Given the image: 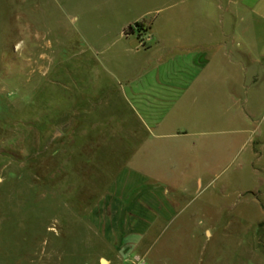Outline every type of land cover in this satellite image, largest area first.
<instances>
[{
  "label": "rangeland",
  "instance_id": "rangeland-1",
  "mask_svg": "<svg viewBox=\"0 0 264 264\" xmlns=\"http://www.w3.org/2000/svg\"><path fill=\"white\" fill-rule=\"evenodd\" d=\"M68 1L0 0V264H264V107L220 81L149 136Z\"/></svg>",
  "mask_w": 264,
  "mask_h": 264
},
{
  "label": "crops",
  "instance_id": "crops-1",
  "mask_svg": "<svg viewBox=\"0 0 264 264\" xmlns=\"http://www.w3.org/2000/svg\"><path fill=\"white\" fill-rule=\"evenodd\" d=\"M68 11L81 53L115 77L104 99L128 104L149 136L186 135L168 132L171 113L220 81L241 118L263 110L264 0H69Z\"/></svg>",
  "mask_w": 264,
  "mask_h": 264
},
{
  "label": "built area",
  "instance_id": "built-area-1",
  "mask_svg": "<svg viewBox=\"0 0 264 264\" xmlns=\"http://www.w3.org/2000/svg\"><path fill=\"white\" fill-rule=\"evenodd\" d=\"M134 29H138V27H134ZM139 44L142 48H145L146 47V41L144 38H140L139 40Z\"/></svg>",
  "mask_w": 264,
  "mask_h": 264
},
{
  "label": "trees",
  "instance_id": "trees-1",
  "mask_svg": "<svg viewBox=\"0 0 264 264\" xmlns=\"http://www.w3.org/2000/svg\"><path fill=\"white\" fill-rule=\"evenodd\" d=\"M136 27L140 28V27H139V26H137V25H136ZM129 31H131V28H129L127 32H129Z\"/></svg>",
  "mask_w": 264,
  "mask_h": 264
},
{
  "label": "water",
  "instance_id": "water-1",
  "mask_svg": "<svg viewBox=\"0 0 264 264\" xmlns=\"http://www.w3.org/2000/svg\"><path fill=\"white\" fill-rule=\"evenodd\" d=\"M59 134H60V133H58V132H57V133H55V134H54V137H56V136H57V135H59Z\"/></svg>",
  "mask_w": 264,
  "mask_h": 264
}]
</instances>
